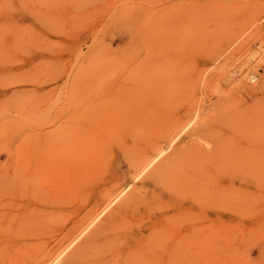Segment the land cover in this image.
<instances>
[{"label": "rangeland", "instance_id": "rangeland-1", "mask_svg": "<svg viewBox=\"0 0 264 264\" xmlns=\"http://www.w3.org/2000/svg\"><path fill=\"white\" fill-rule=\"evenodd\" d=\"M250 67L252 95L239 87ZM196 112L195 141L223 152L168 212L185 227L193 212L227 224L197 264H264V0H0V264H39L159 130ZM127 121L152 129L111 142L88 185L39 178L38 162L53 174L84 129ZM229 182L244 185L243 206L209 197Z\"/></svg>", "mask_w": 264, "mask_h": 264}, {"label": "bare ground", "instance_id": "bare-ground-1", "mask_svg": "<svg viewBox=\"0 0 264 264\" xmlns=\"http://www.w3.org/2000/svg\"><path fill=\"white\" fill-rule=\"evenodd\" d=\"M241 75L239 87L255 94L258 89L245 82L248 76L254 78V69ZM135 124L84 129L55 171L49 167L53 174H46L47 164L38 162L39 178L76 192L105 172L111 142L127 147L152 129ZM204 124L196 112L180 127L159 130L161 138L131 161L128 175L102 190L93 209L64 241L42 255L39 264H197L202 243L206 251L213 250L215 238L229 234L227 224H216L209 212L206 222L197 223L193 212L185 227L167 207L188 206L189 195L203 184L199 171L223 152L221 144L203 146L195 141ZM243 191V184L234 189L230 182L220 183L210 189L209 197L213 202L222 200V206H243Z\"/></svg>", "mask_w": 264, "mask_h": 264}]
</instances>
